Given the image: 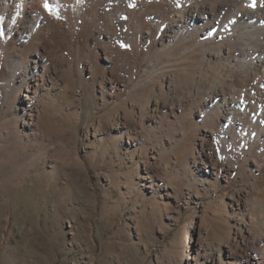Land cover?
I'll use <instances>...</instances> for the list:
<instances>
[{
    "label": "rangeland",
    "instance_id": "374dc122",
    "mask_svg": "<svg viewBox=\"0 0 264 264\" xmlns=\"http://www.w3.org/2000/svg\"><path fill=\"white\" fill-rule=\"evenodd\" d=\"M123 1L0 0V264H264V84L231 133L212 92L249 40L177 33L248 4Z\"/></svg>",
    "mask_w": 264,
    "mask_h": 264
},
{
    "label": "bare ground",
    "instance_id": "6f19581e",
    "mask_svg": "<svg viewBox=\"0 0 264 264\" xmlns=\"http://www.w3.org/2000/svg\"><path fill=\"white\" fill-rule=\"evenodd\" d=\"M245 1L248 4V6L246 8H241L239 10L244 13V17H241L240 22H238L239 25L235 23V21L232 23L230 22V24L226 26H224L223 22H220L217 25L216 23H213V21H210L211 18L213 19V17H216L217 10H218L212 6H209V7L197 6V7L191 8L188 12L181 15L178 21V24H177L178 34L188 33L190 36H195L197 33H203L205 31H208L209 35L211 37H214L216 34H221L222 31L225 30V32L229 35L228 37L230 38H236V37L238 38L239 37L238 32H240L242 37L246 36L247 39L249 40L248 43L241 44V52H242L241 57H243L242 63L246 64L248 67V75H249V78L251 79V82H253L252 85H254V86H251L253 89L250 88L249 90H255V91H251L250 93H245L244 90L242 89L243 90L242 92L234 84L232 83L227 84V82H225L223 79L221 80L219 85L213 88V91H212L213 94L215 95V98L220 97L221 100L224 102L225 106L227 107L226 108V111H227L226 119H225L226 127L224 128L225 133H229V132L231 133L232 130H235L236 127L239 124H241L240 123L241 120L239 119L240 116L239 118H237L235 114L239 105L243 104L242 106H244V108H246L247 106H252V105L259 107L258 106L259 100L255 96V94H258L259 92V89H260L259 84L260 83L264 84V44H262L263 37H264V0H245ZM126 3L127 1L124 0L123 6ZM118 22H119L120 30L126 31L127 30V17L125 16V14H123L122 16L118 18ZM189 27H191V29ZM151 34L153 33L150 32L149 35ZM112 55L113 54L111 53L107 56L108 58H111ZM35 63H36V69H37L38 61L36 60ZM246 72L247 71H245V73ZM242 86L243 85H241V87ZM37 87H38V84L34 86H28L27 94L25 96L26 100H29V102L33 101V96L37 94ZM259 96L261 95L259 94ZM228 97L231 98V101H233L231 104L228 102ZM240 100L242 102H240ZM246 121L249 122V120H246ZM257 121H259V119ZM253 123H255L254 119H253V122L250 123L252 126L251 128H253L254 132H256L257 134H261V132L262 133L264 132V131L259 130L260 128H257V125L255 127ZM211 163H212V160H211ZM213 167H214L213 169L217 167L216 162L213 163ZM227 247L228 248L226 251L230 253V257L231 256L235 257L238 255L236 254L235 251H233V247L231 245H228ZM210 260L212 264H216L214 261L215 259H213V257L209 258V261ZM226 264H234V263H226Z\"/></svg>",
    "mask_w": 264,
    "mask_h": 264
},
{
    "label": "snow or ice",
    "instance_id": "6c2138e0",
    "mask_svg": "<svg viewBox=\"0 0 264 264\" xmlns=\"http://www.w3.org/2000/svg\"><path fill=\"white\" fill-rule=\"evenodd\" d=\"M44 8L51 12V8H50V6H49V4L47 2L44 3ZM3 22H4L3 16H0V24H3ZM0 35H3V31L2 30H0Z\"/></svg>",
    "mask_w": 264,
    "mask_h": 264
}]
</instances>
